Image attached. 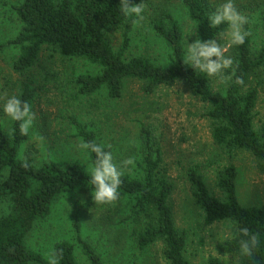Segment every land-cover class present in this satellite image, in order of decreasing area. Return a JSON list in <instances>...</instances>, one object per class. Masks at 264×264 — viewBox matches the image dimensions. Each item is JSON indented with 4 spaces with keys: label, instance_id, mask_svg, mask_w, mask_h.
<instances>
[{
    "label": "trees",
    "instance_id": "obj_1",
    "mask_svg": "<svg viewBox=\"0 0 264 264\" xmlns=\"http://www.w3.org/2000/svg\"><path fill=\"white\" fill-rule=\"evenodd\" d=\"M148 0H144V3ZM185 8L188 18L196 26V37L215 39L225 26L211 28L207 14L213 9L208 0H178ZM120 0H21L13 7L21 24L18 34L0 49L11 45L18 49L11 67L16 73L28 71L37 61L43 46L52 49L63 58L82 60L96 69L93 73L71 75L66 81L65 99L74 102L89 98L104 90L109 100H119L126 79L142 82L141 90L150 95L156 88L175 82L184 84L190 94L207 105L204 116L211 122V138L215 145L227 151H244L255 160L258 170L264 175V121L254 129L253 111L258 98L260 82L256 79L264 67V17L261 20L263 42L259 50L251 52V34L245 43L228 49L227 55L234 60V71L229 76L223 91H214L209 76L183 64L184 37L181 27L166 10L154 14L150 26L163 40L169 50V64L160 66L138 56L124 60L133 23L119 11ZM139 3L140 0H131ZM118 28L122 31V44L115 53L107 32ZM243 81L236 83L237 79ZM21 98L28 101L26 91ZM75 137L101 143L95 129L80 122L75 115L60 116ZM51 123V122H50ZM43 137H56L62 128L46 132L43 123H37ZM11 128L16 124L11 122ZM51 129V128H50ZM38 131V132H39ZM138 158L135 167L123 172L120 198L127 200V219L137 224L134 244L144 250L159 242L163 256L169 264H190L185 256L186 236L176 228L169 203L172 184L160 169L161 155L158 138L153 129L141 125L138 130ZM24 149L25 157L19 158ZM108 150V149H106ZM112 151V149H110ZM38 150L29 142V136L19 131L14 135L0 132V201L9 203L8 213L0 216V264H48L38 252L30 250L27 238L36 223L50 214L60 196L79 189L90 191L88 170L79 161L60 165L50 159L35 161ZM95 158L88 154L89 164ZM237 171L227 165L218 171L215 187L220 197L213 195L193 165L187 170V179L194 203L204 215V223L231 222L235 236L219 245V252L239 258L238 264H264V206H242L236 197ZM114 203V202H112ZM246 227L256 234L258 246L251 256L239 251L238 229ZM75 244L60 241L53 250L59 264H78L75 245L84 258V264H104L101 256L82 237L78 220L72 223ZM52 250V251H53ZM206 264H221L216 258H208Z\"/></svg>",
    "mask_w": 264,
    "mask_h": 264
},
{
    "label": "rangeland",
    "instance_id": "obj_2",
    "mask_svg": "<svg viewBox=\"0 0 264 264\" xmlns=\"http://www.w3.org/2000/svg\"><path fill=\"white\" fill-rule=\"evenodd\" d=\"M20 1L0 0V45L12 40L21 28L13 10ZM208 2L214 10L221 0ZM234 3L237 10L248 17L249 22L244 27L251 34V52L255 54L263 42L264 0H234ZM144 5V18L138 25H133L122 57L129 60L143 56L155 65L165 66V61H169V50L152 30L151 18L159 11H168L181 27L183 37L192 22L178 0H148ZM107 37L117 53L122 44V31L111 29ZM195 39L196 34L187 37L189 43ZM215 40L221 42L219 36ZM17 54L18 49L11 45L0 49V97L6 98L13 93L21 96L26 91L34 113L28 136L29 142L38 150L35 161L50 159L60 165L79 161L87 169L88 158L85 160L77 147L81 140L66 123L59 122L60 116L66 114L75 115L80 122L95 129L100 142L111 146L116 163L129 157L138 158L139 127L150 126L160 144V169L172 184L169 203L174 224L186 236V260L190 264H206L208 258L213 257L221 264L239 263V258L219 252V245L235 236L234 224L227 221L211 225L204 223L203 211L192 198L187 170L197 165L210 192L220 197L215 187L216 175L223 167L233 165L237 171L236 197L245 207L264 206V175L250 154L227 151L214 144L211 122L204 116L207 105L192 96L180 82L159 86L152 94L146 95L141 90L142 82L132 79L124 81L119 100H109L102 90L92 97L68 102L65 99L66 81L71 75L93 73L96 71L94 67L82 60L63 58L43 46L35 64L26 72L16 73L11 63ZM256 78L260 82L253 111V125L257 131L264 121V67L259 69ZM209 79L214 91H223L226 87L227 81L221 83L217 77ZM37 123L44 124L45 133L56 128H62L63 133L43 137ZM10 126L11 122L0 112V132L8 133ZM24 149L19 151L20 159L25 157ZM131 169L133 167L128 166L123 172ZM8 208L7 201H0V216L7 214ZM128 215L127 200L96 204L90 191L79 189L60 196L48 217L36 223L27 238V246L47 259L55 243L65 240L75 244L72 223L78 220L82 237L94 247L104 264H169L159 242L144 250L136 248L134 234L137 224L127 219ZM75 254L77 263L84 264L76 245Z\"/></svg>",
    "mask_w": 264,
    "mask_h": 264
},
{
    "label": "clouds",
    "instance_id": "obj_3",
    "mask_svg": "<svg viewBox=\"0 0 264 264\" xmlns=\"http://www.w3.org/2000/svg\"><path fill=\"white\" fill-rule=\"evenodd\" d=\"M119 11L125 18H132L133 25H138L143 20L145 11L144 0L139 3H132L131 0H120ZM207 21L211 28L224 25V31L217 36L221 42L215 39L202 40L199 36L189 43L187 37L195 35L198 24L189 23L185 29L184 36V65L190 67L194 72L206 74L209 77H217L221 83L226 82L229 76L227 70L234 71V60L231 55H226L229 48L243 45L250 33L245 29L249 22L248 17L241 14L235 7L234 0H221L214 10L207 14ZM215 57V59H212ZM169 61H165V66ZM236 83L242 84L239 78ZM0 112L9 121L16 124V128L9 127L8 134L14 135L19 131L22 136H27L33 127L34 113L27 100L16 94H9L6 98L0 97ZM81 156L87 160L88 154H94L95 158L87 165L90 183L93 186L91 198L96 204H110L120 198V186L122 184L123 169L135 167V160L131 157L114 162L113 153L110 145H104L95 141L81 139L78 144ZM108 149V150H106ZM241 237L239 251L243 256H251L253 250L259 243L256 234H250L248 228L238 229ZM48 264H59V257L53 250L47 255Z\"/></svg>",
    "mask_w": 264,
    "mask_h": 264
}]
</instances>
